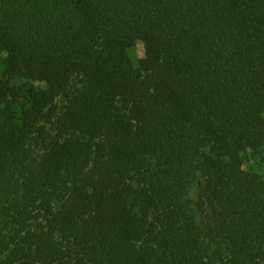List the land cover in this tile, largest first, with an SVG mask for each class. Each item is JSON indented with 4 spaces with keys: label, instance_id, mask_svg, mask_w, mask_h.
Segmentation results:
<instances>
[{
    "label": "trees",
    "instance_id": "obj_1",
    "mask_svg": "<svg viewBox=\"0 0 264 264\" xmlns=\"http://www.w3.org/2000/svg\"><path fill=\"white\" fill-rule=\"evenodd\" d=\"M256 157L264 0H0V264H264Z\"/></svg>",
    "mask_w": 264,
    "mask_h": 264
},
{
    "label": "rangeland",
    "instance_id": "obj_2",
    "mask_svg": "<svg viewBox=\"0 0 264 264\" xmlns=\"http://www.w3.org/2000/svg\"><path fill=\"white\" fill-rule=\"evenodd\" d=\"M147 54L146 48L143 43H138L136 51L134 53L135 57H145ZM131 57L133 54L131 53ZM243 168L251 170V172H261L264 174V159L260 157L252 158V162L248 165L243 164Z\"/></svg>",
    "mask_w": 264,
    "mask_h": 264
}]
</instances>
